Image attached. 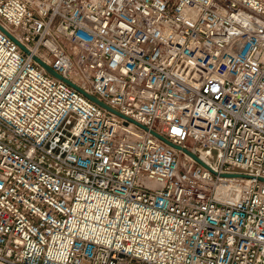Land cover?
<instances>
[{"label":"built area","instance_id":"built-area-1","mask_svg":"<svg viewBox=\"0 0 264 264\" xmlns=\"http://www.w3.org/2000/svg\"><path fill=\"white\" fill-rule=\"evenodd\" d=\"M0 24L28 48L0 29V264H264V0H0Z\"/></svg>","mask_w":264,"mask_h":264},{"label":"water","instance_id":"water-1","mask_svg":"<svg viewBox=\"0 0 264 264\" xmlns=\"http://www.w3.org/2000/svg\"><path fill=\"white\" fill-rule=\"evenodd\" d=\"M0 29L2 31H4L5 33L9 34L15 41L16 43L22 47L23 50H25L26 52H28V48L23 45L10 31H8L7 29H5L1 24H0ZM33 58L35 60H37L41 65L42 67L45 69L46 72L50 73V74H53L55 75L56 77L62 79L63 81H66L68 82L71 86H74L77 90L81 91L83 94H85L89 99L93 100L94 102L96 101L98 104H100L101 106H103L104 108L106 109H110L111 111H113L114 113H117L118 115L122 116L123 118H127L129 120H132L130 119V117H128L127 115L125 114H122L120 113L119 111H117L116 109H114L113 107H111L110 105L108 106L104 101H102L101 99H98L96 96L92 95L91 93L87 92L85 89H83L81 86L77 85L76 83H74L72 80H70L68 77H63L61 74H59L58 72H56L52 67L51 65H49L47 62H45L42 58H40L39 56L37 55H33ZM152 133L156 134L157 136L160 137L161 140H163L164 142H166L167 144H170L172 145L173 147L175 148H179L180 149V146L175 144L173 141H171L170 139H166L164 138L163 136H161L160 134H158L155 130H151ZM184 151H186L187 153H190L194 158L197 159L196 155L194 153H191L189 152L188 150L186 149H183ZM213 157V156H212Z\"/></svg>","mask_w":264,"mask_h":264}]
</instances>
